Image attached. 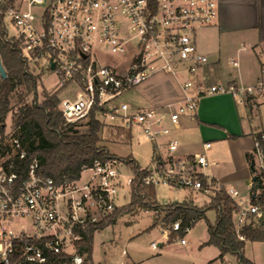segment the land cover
I'll use <instances>...</instances> for the list:
<instances>
[{
  "label": "built area",
  "instance_id": "2783aa9c",
  "mask_svg": "<svg viewBox=\"0 0 264 264\" xmlns=\"http://www.w3.org/2000/svg\"><path fill=\"white\" fill-rule=\"evenodd\" d=\"M219 13V0H0L3 40L20 52L26 70L37 75L42 67L57 74L54 90L72 87L60 101L66 123L86 122L94 111L105 125L142 130L153 142L154 157L140 184L213 194L224 189L238 237L245 239L243 227L264 223V128L257 131L249 156L246 190L206 175L211 162L203 153L178 158L181 140L172 129L205 95L230 94L246 104L264 99V60L254 84L212 80L207 69L211 59L198 46L197 30L213 25ZM107 51L127 63H102L100 55ZM231 64L240 66L237 59ZM161 71L188 76L180 81L183 99L158 107L118 101ZM2 142L0 264H46L50 254L62 252L82 264L84 258L75 248L82 231L115 211L122 185L133 184L134 175L123 181L119 160L111 158L85 165L82 173L87 177L81 173L76 180L58 183L40 170L37 159L20 170L17 159H24L26 151L18 136ZM211 147L212 142H204L205 150ZM180 223L170 228L180 230ZM180 242L186 245L187 239L182 236ZM152 247L159 244L153 242Z\"/></svg>",
  "mask_w": 264,
  "mask_h": 264
},
{
  "label": "rangeland",
  "instance_id": "374dc122",
  "mask_svg": "<svg viewBox=\"0 0 264 264\" xmlns=\"http://www.w3.org/2000/svg\"><path fill=\"white\" fill-rule=\"evenodd\" d=\"M11 31L15 32V29L11 28ZM219 42L222 49V64L220 68H211V72L216 73V69L217 73L227 75L229 71H233L234 66L230 64L231 61L229 63L233 52L226 46L225 37L222 36L219 39L216 30H210L206 27L197 30L198 46L210 56L211 60L216 58L215 50L218 49ZM207 46H211L212 51L208 50ZM247 49L249 50L247 53L252 52L251 47L247 46ZM242 53H246V51ZM100 57L101 62L106 64L118 66L120 63H127L125 57L108 51L102 53ZM41 69L42 67L36 70V74L40 76L37 86V94L40 99L44 89H56L59 81L57 74L54 72L47 73ZM187 77L184 73H179L175 76L170 72L161 71L140 85L123 93L119 96L118 101H125L131 107H158L169 101H173L174 97L177 96L176 94L182 92L180 81ZM71 88L60 90L59 96L61 98L66 96ZM18 91L24 92V88L19 87ZM18 91L11 98L12 109L5 119L4 139L2 143L8 144L17 130L13 120V113L21 104L18 99ZM231 109L233 110V108ZM236 110L237 115L234 116L232 112L230 113L229 108H226V115L231 114L232 119L235 120V124L238 123L246 130L251 127L250 124L254 125V123L259 121L264 128V103L260 105V109L255 110L250 105L239 103L236 100ZM86 122L80 124V130L86 129ZM100 134L103 138L102 143L112 153L123 158L118 159L123 181H126L133 174L128 162L124 159L128 155H132L143 168H152L154 157L153 142L146 138L142 130L134 128L131 130L130 136L126 130L105 125L101 129ZM0 137L2 138L1 122ZM196 144L199 148L198 152L203 153L210 162H218L204 169L206 175L218 179L219 175L232 165V157L229 155L225 156L224 152L217 151L215 141H212V147L208 150L203 149V140ZM82 175L83 177H87L88 174L83 172ZM223 184L226 186L245 187V183L239 184L232 183L231 181H225ZM155 188L157 200L162 205L191 201L196 206L201 207L210 204L213 196V192H191L186 188H172L162 183L156 185ZM131 196L132 184L128 185L124 183L120 189L117 201L118 207L128 204ZM164 214L160 209L146 208L142 205H138L132 212L121 214L115 224L96 232L92 264H223V262L238 264L235 255L228 253L225 255L224 261H222L219 259V248L215 245L206 244L209 239L208 222L213 224L217 219V211L215 209L208 210L206 217L201 218L184 234V237L187 239L186 245L180 242L183 236L181 234H178L174 239L169 241L170 225H164ZM153 242L160 244L157 249L152 247ZM243 253L253 262L264 264V240L246 241Z\"/></svg>",
  "mask_w": 264,
  "mask_h": 264
},
{
  "label": "trees",
  "instance_id": "16d2710c",
  "mask_svg": "<svg viewBox=\"0 0 264 264\" xmlns=\"http://www.w3.org/2000/svg\"><path fill=\"white\" fill-rule=\"evenodd\" d=\"M2 28L0 23V54L8 77L4 79L0 75V100L2 101L0 142L4 139L5 119L12 109V95L19 90V87H23L24 92L18 91L21 104L13 113L17 128L15 136L19 137L26 151L24 159H17L20 170L25 171L27 166L37 159L43 173L54 178L58 183H62L66 180L72 181L80 178L84 166L92 165L97 160L123 159L112 153L102 143L103 138L100 131L105 124L95 117L94 111L85 123L86 129L80 130L81 123H66L60 110V91L44 89L41 99L38 98L37 86L40 76L26 70L20 52L3 40ZM113 127L126 130L131 136L130 129ZM3 148L8 149L7 146ZM124 159L134 175L131 200L128 204L117 207L112 214L96 225H90L82 231L83 237L75 243V248L76 253L83 256V264H89L93 260L96 232L115 224L121 214L134 211L138 205L162 210L165 213L164 225L181 221L180 230L170 228L169 241L178 234L184 236L185 228L193 227L201 218L206 217L208 210L215 209L217 219L213 224L208 222L209 239L206 244L219 248V259L222 261L225 255L230 253L237 257L238 264H257L248 259L243 250L246 241L264 240V223L255 228L243 227L241 233L245 239H240L228 208L229 197L224 189L215 190L211 203L201 207L191 201L162 205L157 200L155 186L140 184V179L147 173V169L143 168L132 155ZM61 263L74 264L72 255L65 252L50 254L46 264Z\"/></svg>",
  "mask_w": 264,
  "mask_h": 264
},
{
  "label": "crops",
  "instance_id": "0c3cea01",
  "mask_svg": "<svg viewBox=\"0 0 264 264\" xmlns=\"http://www.w3.org/2000/svg\"><path fill=\"white\" fill-rule=\"evenodd\" d=\"M219 5L218 20L206 28L216 30L219 39L222 36L225 37L226 46L233 52L231 59L239 60L240 66L236 67L232 64L234 69L229 71L227 75L217 73L216 69V73L211 72V68H220L222 64V49L219 42V47L215 50L216 58L211 60L207 69L213 81L224 80L227 82L236 81L245 85L254 84L259 78L260 64L264 60V0H219ZM243 45L246 46V49L240 50ZM247 46L251 47L252 52L247 53L249 51ZM207 49L211 50V46H207ZM244 51L246 53H242ZM176 95L174 100L169 102H176L184 97L183 92ZM263 103L264 99L259 98L248 105L252 109L258 110ZM226 108H229L230 113L232 112L234 116L237 115L236 99L230 94L201 97L198 108L192 113L183 115L177 126H172L173 133L181 140L176 156L187 158L196 153H201L198 152L199 148L196 143L201 140L204 142L215 141L217 151L232 157V165L221 173L218 179L212 178L222 185L225 181L245 183L244 188L238 187L245 190L251 173L249 156L254 147L256 133L263 127L258 121L254 125L250 124L251 127L245 130L238 123L235 124L231 114L226 115ZM217 163L212 161L210 165ZM92 261L89 264H92Z\"/></svg>",
  "mask_w": 264,
  "mask_h": 264
},
{
  "label": "water",
  "instance_id": "95a60500",
  "mask_svg": "<svg viewBox=\"0 0 264 264\" xmlns=\"http://www.w3.org/2000/svg\"><path fill=\"white\" fill-rule=\"evenodd\" d=\"M52 67L54 68V64L52 65ZM0 75L2 78L6 79L8 77V73H7V70H6V67L3 63V60H2V56L0 54ZM251 170L253 171L254 170V166L253 164L251 165ZM255 179V178H254Z\"/></svg>",
  "mask_w": 264,
  "mask_h": 264
}]
</instances>
